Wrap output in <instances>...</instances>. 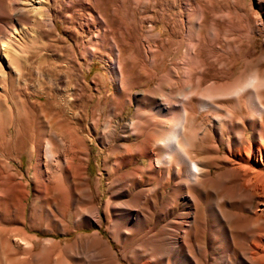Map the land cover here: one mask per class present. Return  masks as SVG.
Here are the masks:
<instances>
[{"label":"rangeland","instance_id":"obj_1","mask_svg":"<svg viewBox=\"0 0 264 264\" xmlns=\"http://www.w3.org/2000/svg\"><path fill=\"white\" fill-rule=\"evenodd\" d=\"M18 1L26 4V0ZM10 2L9 7L12 5V8L13 0ZM44 2L56 16V27L37 24L34 34H26L24 40L17 43L20 54L26 61H22L20 76L10 68L7 71L15 80L18 76L20 79L12 86L8 81L7 90L3 88L4 85L0 86L2 99L6 97L10 105L13 104V99L20 102L12 105V111H8L5 104L0 106V264H79L80 262L75 263L66 256L65 250L79 237L92 239L97 231L117 252L130 260L126 262L122 259L124 264H139L138 256L150 259L152 254L144 250L146 247L136 250L135 246L138 242L151 238L154 233L149 228L155 225L156 219L152 216L148 220L136 221L122 217L126 237L122 242L113 239L108 226L109 210L105 208V202L111 194V178L105 161L118 144L125 146L134 142L135 136L127 138L130 132L126 126L137 119L138 110L140 113L149 110L147 104L150 100L144 98V95L162 100L163 88L171 92L182 89V83L178 79L183 76L180 64L184 62L189 44L195 49L194 55L189 59V76L193 81L201 78L199 90L202 92L205 89V60L232 61V70L228 72L231 78L240 75L250 61L254 67L257 65L258 71H264V0ZM213 10L224 13L226 17L217 21L215 28H210ZM0 11L5 15L2 18L7 27L15 24V28L10 30L27 26L18 24L15 20L17 16L10 19L3 6H0ZM97 15L105 18L106 29L100 28ZM12 33L13 31L10 32ZM5 37L4 41L7 39ZM112 41L119 44L122 53L124 80L121 88L118 75L113 72L114 53L109 46ZM229 43H235L238 49L228 48ZM91 47L94 48L92 52ZM215 65L214 70L208 69L209 76L210 72L220 75L228 70L222 63ZM82 69L86 71V86L78 81L79 75L82 76ZM171 69L178 77L175 85L170 82L168 71ZM262 89L264 96V87ZM47 94L53 97L49 99ZM21 97L25 98L29 106L23 104L26 106L23 107ZM40 105L44 107V119L51 121V115L54 114H57V122H62L65 115L73 119L72 123H64L63 127L54 122L61 127L57 129L59 136H65L62 137L65 140L62 144L52 138L55 155L60 158L65 155L67 159L65 162L61 161L59 166L51 165L42 153L29 149L20 151L14 147L15 125L26 130V136L31 134V127L36 125V121L27 107L37 109ZM152 113L149 116L156 118V113ZM196 113L195 121L198 124L202 122V133L193 145L197 153L205 143L210 144L211 141L202 143L199 139L206 132L205 108ZM100 114L101 126L94 131L93 122ZM40 120V124H43L44 120ZM109 120L111 124L116 123L118 126L110 144L102 136ZM83 124L87 126L82 129L84 134L90 136L86 140L89 151L75 155L72 132L75 129L78 131ZM252 133L249 129V138ZM46 136L47 134H41L38 139L43 143ZM221 146L225 156L227 144L222 143ZM142 157H137L140 158V163L149 165L150 158ZM80 158H84L87 166V182L93 194L92 202L84 197L85 185L81 184L74 172L79 166ZM222 163L224 165L221 168H210L213 173L224 172L230 167L228 162ZM135 165L124 164L121 168L128 170ZM116 168L113 165L112 169ZM235 181L236 176L231 177L223 189L217 191L219 195L216 196L223 206L226 221L229 222L230 239L226 237L218 218L217 221L211 215H205L204 218L201 216L191 230L190 238L194 245L186 249L189 257L182 256V251L168 254L166 259H158L160 261L153 260V264H247L244 257L249 255L250 244L261 243L264 249V200L262 196H256L251 207L249 198H234ZM213 191L209 194L211 200L215 198ZM128 195H133V192L124 193L123 199ZM168 196L166 193L165 198ZM87 203L102 207L101 225H77V222H83L77 214H83ZM117 216L121 218L119 213ZM15 227H21L23 231L11 229ZM103 244L101 241L102 248Z\"/></svg>","mask_w":264,"mask_h":264},{"label":"bare ground","instance_id":"obj_2","mask_svg":"<svg viewBox=\"0 0 264 264\" xmlns=\"http://www.w3.org/2000/svg\"><path fill=\"white\" fill-rule=\"evenodd\" d=\"M10 1L0 0V6H3L4 12L8 11L10 19L17 16V19H15L17 23L23 27L24 24L27 26L10 30L15 24L13 23V27H7L8 25L2 18L5 15L4 13L1 14L3 11H0V31L2 32L0 36V86L4 85L2 87L5 90L9 87L8 81L12 86L20 79L22 61L23 59L26 61V58L20 54V47L17 43L24 40L26 34H34L37 24L45 27H56L57 20L51 12V8L45 6L44 1L46 0H26V4L13 0L12 8V5L9 7ZM97 16L101 23L100 28L106 29L107 22L105 18L102 15ZM225 17L224 13L213 10L210 18V28H215L216 22L224 20ZM11 31H13L12 34H10ZM6 35L10 37H5ZM4 37L7 38L5 41ZM190 45L183 64H180L183 73L182 78H178L173 69L168 71L171 85H175L178 78L182 83V89L171 92L163 88L162 100L161 98L158 100L156 97L144 95V98L150 100L147 104L148 111L156 113L157 117L151 118L150 113H147L148 111L143 112V114L138 110L137 119L133 120L130 126H126L130 132L127 138H130L131 135L135 136L134 142L125 146L118 144L113 154H109L105 161L111 178V194L105 202V208L109 210L108 226L113 239L122 242L126 237V228H123L121 223L122 217L136 221L148 220L152 216L156 219L155 225L149 228L154 233L151 238L146 241L142 240L135 246L136 250L146 247L144 250L152 254L150 259L149 257L142 259V255L138 256L137 262L139 264H153V260L166 259L168 254H178L182 251L184 252L182 256L189 257V252L186 249L188 250L189 246L193 244L190 238L191 230L201 216L204 218L205 215H211L215 217V220L218 218L222 222L226 237L229 238V222L226 221L223 206L216 196L219 195L218 190L223 189L224 184L231 177L236 176L234 198L237 196L249 198L251 207H253V200L256 196H262L261 198L264 200V96L262 89L264 87V71H258L257 65L254 67L253 62L250 61L240 75L231 78L228 72L232 70V68L230 69L233 65L232 61L205 60V89L202 92L199 90L201 78L193 81L189 76V59L195 51L194 47ZM109 46L112 53H114L113 72L118 75L121 88L124 80L121 49L116 41L110 42ZM227 47L238 49L235 43H229ZM93 49L91 47L90 51L92 52ZM221 63L226 65L227 72L220 75L216 72H210L209 76L208 69L214 70L215 64ZM248 66L251 68L249 69ZM7 68L15 70L19 75L16 77L18 79L15 80V77L7 71ZM197 68L199 69V67ZM84 71L82 69V76L79 75L78 81L86 86L87 80ZM194 96H196V101H194ZM47 97L51 99L53 96L50 94ZM24 99L20 100L22 105H28L29 103L27 104ZM12 101L15 105L18 102L15 99ZM2 104L7 106L8 111H12L13 104L10 105L7 98L2 99L0 95V106ZM24 105L23 107H26ZM27 108L32 112L36 125H31V134L28 136L25 135L26 130L24 131L15 125L13 131L15 136L14 147L20 151L29 149L39 154L42 153L51 165L58 164L59 166L61 161L65 162L67 159L65 155L61 158L55 155L52 140L56 138L61 144L62 141L64 143L65 140H62L64 135L59 136L58 134L57 129H61L58 124L59 126L64 123L70 124L73 119L65 115L62 117V122H57L55 121L57 114H54L51 115L52 120L50 121L43 118L42 109L44 107L42 105L37 109ZM203 108H205L206 132L199 139L202 143L206 140L211 141V143H205L200 152L196 153L193 145L202 133V122L198 124L195 121L196 111L199 112ZM147 114L149 117H147ZM40 118L44 120L43 124H40ZM101 120L102 114L93 122L94 131L97 130L98 126H101ZM27 123L30 124L28 120ZM11 124L14 125L13 122ZM85 127L87 126L83 124L78 128V131L75 129L72 132L75 155L89 151L86 140L90 136L84 134ZM117 127L116 123L111 124V120L106 122V131H103L102 136L107 143H112V139L117 133ZM249 129L253 131L250 138L247 135ZM41 134H47L48 136H46L43 143L38 139ZM217 137L219 140H217ZM222 143L227 144L225 156L222 154ZM82 156L84 157V155ZM138 156L140 158L147 156L150 158V164H141L140 158H137ZM80 159L79 166L74 172L82 182L81 184L85 185L83 192H86V194H84V197L92 202L93 194L87 182V166H85L84 158ZM223 161L228 162L230 167L224 172L213 173L210 168L212 166L221 168L224 165ZM124 164L136 165L132 169L125 170L121 168ZM113 165L117 167L115 170L112 169ZM210 191L214 192L213 196L215 198L212 200L209 199ZM126 192H133V195H128L127 198L123 199V194ZM166 193L169 196L165 198ZM102 212L100 205L87 203V206L83 209V214L76 213L81 216L80 221H83L77 222V225H101ZM118 213L121 218L117 216ZM11 229L23 231L21 227ZM100 235L97 231L92 239L79 237L70 248L65 250L67 251L65 255H68L75 263L80 262L81 264H124L122 259L130 262L124 254L117 252L112 244ZM121 236H123V239ZM101 241L104 243L103 248L101 247ZM260 244L257 242L250 244L249 255L244 257L247 264H264V249Z\"/></svg>","mask_w":264,"mask_h":264}]
</instances>
